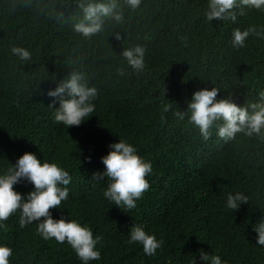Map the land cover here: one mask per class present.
<instances>
[{"label":"trees","instance_id":"1","mask_svg":"<svg viewBox=\"0 0 264 264\" xmlns=\"http://www.w3.org/2000/svg\"><path fill=\"white\" fill-rule=\"evenodd\" d=\"M120 5L124 22L108 21L104 32L86 39L73 31L80 18L74 0H0V173L26 152L69 172L68 200L49 211L102 237L101 260L90 264H192L195 257L202 264L200 251L227 264H264V246L252 230L264 216V141L238 134L225 142L215 131L205 141L173 115L203 88H221L218 99L231 93L238 106L255 101L264 89V39L250 35L241 49L230 41L234 28L264 26V12L245 9L236 23H207V0H142L134 12L124 0ZM137 44L146 48L145 70L117 76L119 54ZM13 45L26 48L31 60L20 62ZM71 69L84 72L99 92L93 116L66 129L54 121L46 92L55 88L54 76L58 82ZM119 138L153 166L150 189L127 213L103 197L106 178L92 180ZM32 187L14 186L21 194ZM235 192L249 201L233 212L224 204ZM4 223L0 244L13 249L10 264H82L66 242L40 239L35 223L21 229L18 213ZM133 224L163 241L155 256L126 243Z\"/></svg>","mask_w":264,"mask_h":264},{"label":"clouds","instance_id":"2","mask_svg":"<svg viewBox=\"0 0 264 264\" xmlns=\"http://www.w3.org/2000/svg\"><path fill=\"white\" fill-rule=\"evenodd\" d=\"M79 8V20L73 24V31L83 38H91L105 31L106 22L117 25L124 22V12L120 0H74ZM142 0H124L131 11L140 8ZM245 9L264 12V0H207L203 11L205 22L217 21L237 22V17L245 14ZM250 35L264 39V26H249L243 30L237 27L231 33V46L234 49L244 48ZM117 41L122 39L120 32L113 34ZM185 41L186 37L181 38ZM10 52L20 62L31 60L30 52L24 47L11 46ZM146 48L142 45L123 48L119 56L122 66L116 69V75H128L127 69L133 74H141L145 68ZM55 88L46 92L50 98L48 108L53 110L54 121L66 129L80 126L95 112L94 101L98 97V88L90 86L88 78L82 71H71L58 82L52 79ZM221 88L212 87L196 90L187 102L186 110L173 113L179 121L187 120V124L198 130L203 140L207 141L213 135L228 142L237 135L257 138L264 141V89L257 93L255 101H245L243 106L234 102L231 93L227 98L218 99ZM43 94V93H42ZM58 104V107L56 105ZM170 105L165 110H169ZM107 155L101 157L104 165L102 172H94L92 180L96 183L107 181L103 197L112 205L124 212L137 207V201L150 189L146 179L153 172L151 161L138 154L137 148L123 138L108 145ZM91 162V157L86 158ZM72 182L69 172L57 162L42 161L34 153H24L6 171L0 173V229H5V221L14 214H19L21 229L36 224V234L43 241L54 238L56 244L67 243L82 264L90 261H100L101 252L97 245L102 237L93 236V230L82 225L77 219L61 216L54 219L50 209H61V202H66L69 196L68 186ZM21 183L32 185V190L26 194L16 191L14 186ZM249 197L243 192L228 193L225 208L238 210L241 205L248 204ZM41 218H43L41 220ZM256 233V243L264 246V216L252 227ZM128 244L142 245L146 256L152 257L162 247L163 241L154 234L145 231L142 224H133L128 233ZM13 249L0 244V264H10L9 257ZM202 264H227L221 256L200 251ZM192 264H196V257Z\"/></svg>","mask_w":264,"mask_h":264}]
</instances>
